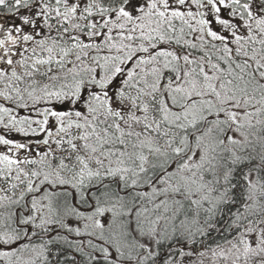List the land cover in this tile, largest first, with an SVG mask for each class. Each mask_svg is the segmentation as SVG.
Returning <instances> with one entry per match:
<instances>
[{
	"label": "snow or ice",
	"instance_id": "obj_1",
	"mask_svg": "<svg viewBox=\"0 0 264 264\" xmlns=\"http://www.w3.org/2000/svg\"><path fill=\"white\" fill-rule=\"evenodd\" d=\"M0 264H264V0H0Z\"/></svg>",
	"mask_w": 264,
	"mask_h": 264
}]
</instances>
